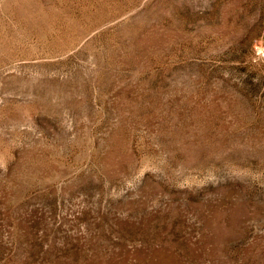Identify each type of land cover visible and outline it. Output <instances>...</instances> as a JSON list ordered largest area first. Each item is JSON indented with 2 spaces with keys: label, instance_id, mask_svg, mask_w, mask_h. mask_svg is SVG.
Listing matches in <instances>:
<instances>
[{
  "label": "rangeland",
  "instance_id": "1",
  "mask_svg": "<svg viewBox=\"0 0 264 264\" xmlns=\"http://www.w3.org/2000/svg\"><path fill=\"white\" fill-rule=\"evenodd\" d=\"M0 264H264V0H0Z\"/></svg>",
  "mask_w": 264,
  "mask_h": 264
}]
</instances>
